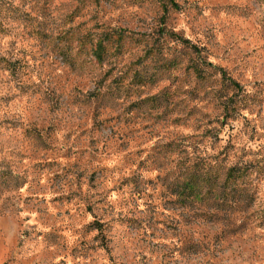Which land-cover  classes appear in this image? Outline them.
Instances as JSON below:
<instances>
[{
	"label": "rangeland",
	"instance_id": "1",
	"mask_svg": "<svg viewBox=\"0 0 264 264\" xmlns=\"http://www.w3.org/2000/svg\"><path fill=\"white\" fill-rule=\"evenodd\" d=\"M0 1V264H264V0Z\"/></svg>",
	"mask_w": 264,
	"mask_h": 264
},
{
	"label": "trees",
	"instance_id": "2",
	"mask_svg": "<svg viewBox=\"0 0 264 264\" xmlns=\"http://www.w3.org/2000/svg\"><path fill=\"white\" fill-rule=\"evenodd\" d=\"M171 6H176L175 2L173 0H167ZM1 4V1H0ZM11 8V9H10ZM9 10L11 11H17V13L19 14L16 18L13 17V19H19L20 18H29L30 14L28 12H24V10L19 9L17 6L16 7H11L9 6ZM6 15L3 16L2 14V9L0 7V32H4L5 29H11L12 26H8L10 28L7 27V23L3 22V18H5ZM7 27V28H6ZM6 32V31H5ZM173 35H175V37L180 40L183 43L189 44L195 52L199 53L200 48H198L195 44H192L190 42L189 39L187 38H183L179 35H176L173 33ZM133 37L128 36V34H125L124 30H120V29H113L110 32H104L103 34L100 35V37L98 38L96 44L93 46L92 48V55L94 56V58L96 60L103 61L105 60V58L113 53H120L122 52V50H125L126 47L128 46V42L132 41ZM136 41V39H135ZM208 65H212L208 62ZM194 69L196 71V73H198V75L201 74V69L197 66H195L194 64ZM217 69H219L223 79L226 78L229 82V84L238 87V83L235 82V80L231 79L230 77H228L226 75V72L223 68H220L217 66ZM140 79V78H138ZM140 81V80H139ZM141 83H144L143 81H141Z\"/></svg>",
	"mask_w": 264,
	"mask_h": 264
}]
</instances>
